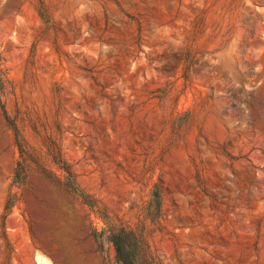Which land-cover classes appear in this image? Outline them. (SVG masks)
Returning <instances> with one entry per match:
<instances>
[{
	"label": "rangeland",
	"instance_id": "374dc122",
	"mask_svg": "<svg viewBox=\"0 0 264 264\" xmlns=\"http://www.w3.org/2000/svg\"><path fill=\"white\" fill-rule=\"evenodd\" d=\"M0 54V264H264V0H0Z\"/></svg>",
	"mask_w": 264,
	"mask_h": 264
},
{
	"label": "trees",
	"instance_id": "16d2710c",
	"mask_svg": "<svg viewBox=\"0 0 264 264\" xmlns=\"http://www.w3.org/2000/svg\"><path fill=\"white\" fill-rule=\"evenodd\" d=\"M7 84V70L5 68L4 59L0 54V92L5 91ZM5 116L7 122L12 126V128L16 132L17 137L19 138V131L6 111ZM20 150L21 157H25L26 150L23 145H20ZM24 169L25 164L23 160H21L17 163V169L14 178V183L16 185H22ZM61 169L68 175L66 178L67 187L71 189V191L76 195H78L86 205H89L91 208H95L96 206L91 203L89 196L86 195V193H84V191L78 185L70 167L66 163H63ZM10 203L11 201L8 202L6 210L10 208ZM94 237L99 243L101 249H103V245L105 242L111 243L114 246L116 260L120 264H141V262H145L149 259L151 261L150 263L153 264L155 260L150 247L145 242V239L132 230H127L123 227H108V229L104 230L103 232L98 233L96 231L94 233Z\"/></svg>",
	"mask_w": 264,
	"mask_h": 264
},
{
	"label": "bare ground",
	"instance_id": "6f19581e",
	"mask_svg": "<svg viewBox=\"0 0 264 264\" xmlns=\"http://www.w3.org/2000/svg\"><path fill=\"white\" fill-rule=\"evenodd\" d=\"M38 261H39V262H42V261H44V259H43V258L39 259V257H38ZM41 264H42V263H41Z\"/></svg>",
	"mask_w": 264,
	"mask_h": 264
}]
</instances>
